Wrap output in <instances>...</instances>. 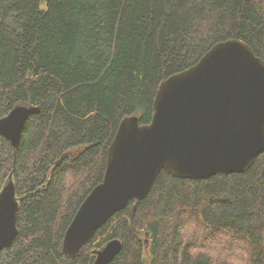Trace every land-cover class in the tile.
<instances>
[{"label": "trees", "instance_id": "16d2710c", "mask_svg": "<svg viewBox=\"0 0 264 264\" xmlns=\"http://www.w3.org/2000/svg\"><path fill=\"white\" fill-rule=\"evenodd\" d=\"M229 38L264 60V0H0V117L39 107L16 148L0 136V190L10 178L19 204L0 264H93L115 238L108 264H225L234 246L264 264V151L243 172L162 169L76 256L61 250L120 120L148 123L157 85Z\"/></svg>", "mask_w": 264, "mask_h": 264}, {"label": "water", "instance_id": "95a60500", "mask_svg": "<svg viewBox=\"0 0 264 264\" xmlns=\"http://www.w3.org/2000/svg\"><path fill=\"white\" fill-rule=\"evenodd\" d=\"M192 66L160 82L148 123L123 117L107 148L102 180L66 228L62 253L76 256L115 212L144 198L155 176L207 178L243 172L264 151V60L249 45L229 38L212 44ZM38 105H16L0 117V136L13 148ZM9 178L0 190V251L17 233L18 199ZM111 239L95 251L93 264H108L120 251Z\"/></svg>", "mask_w": 264, "mask_h": 264}, {"label": "rangeland", "instance_id": "374dc122", "mask_svg": "<svg viewBox=\"0 0 264 264\" xmlns=\"http://www.w3.org/2000/svg\"><path fill=\"white\" fill-rule=\"evenodd\" d=\"M79 149L80 148L72 149V150H70L69 153L75 154L79 151ZM235 247L236 246L229 248L226 252H224L225 254H223V253L219 254V256L225 260V264H244L243 263V260H245V257L243 255L244 250H241L238 247H236V249H234ZM231 251H236V252H231Z\"/></svg>", "mask_w": 264, "mask_h": 264}, {"label": "bare ground", "instance_id": "6f19581e", "mask_svg": "<svg viewBox=\"0 0 264 264\" xmlns=\"http://www.w3.org/2000/svg\"><path fill=\"white\" fill-rule=\"evenodd\" d=\"M247 169H248V168H247ZM247 169H246V170H247ZM105 222H106V221H105ZM105 222H104V223H105ZM104 223H103V224H104ZM103 224H102V225H103ZM102 225H101V226H102ZM96 230H97V229H96ZM113 257H114V256H113Z\"/></svg>", "mask_w": 264, "mask_h": 264}]
</instances>
